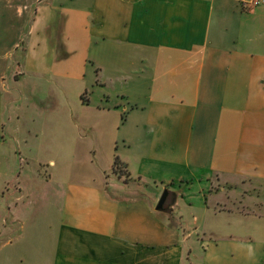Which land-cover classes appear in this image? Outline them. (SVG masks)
<instances>
[{"label":"crops","instance_id":"1","mask_svg":"<svg viewBox=\"0 0 264 264\" xmlns=\"http://www.w3.org/2000/svg\"><path fill=\"white\" fill-rule=\"evenodd\" d=\"M27 83L81 88L96 123L77 130L116 128L108 149L123 176L110 162L81 180L49 177L42 193L14 176L21 153L7 140L34 110ZM213 178L264 195V4L0 0V234L12 235L0 264H264V205L219 208ZM164 189L169 214L155 211Z\"/></svg>","mask_w":264,"mask_h":264},{"label":"rangeland","instance_id":"2","mask_svg":"<svg viewBox=\"0 0 264 264\" xmlns=\"http://www.w3.org/2000/svg\"><path fill=\"white\" fill-rule=\"evenodd\" d=\"M20 55L23 56V54ZM16 62L18 65L21 64L18 55L13 59V64H16ZM14 66L9 70L8 83H10L11 79H15L16 82L19 81L21 68ZM58 85L59 89L55 85L46 88L44 84H22L19 92L23 96V102L28 101V95L30 101L34 104V110L32 112L26 111L24 108L20 110L19 120L13 119L12 121L17 139L15 142L7 140L8 146H18L22 157H18V154H16L15 158L12 155L10 157L13 160L10 165L14 176L20 173L22 169L21 174L30 176L29 180L33 182V188L41 193L42 190L49 188V177L55 181L63 182L69 178L81 180L85 176L93 174L99 166L110 165L114 158L111 156L113 150L111 148V151H109L108 144L109 141L115 143V139L119 138L116 128H111L112 132L108 138L106 136L103 138L97 132L88 133L87 138H83L85 130L80 128L78 131L76 125L86 122L96 123L95 112L85 111L80 104H77L75 99L81 88H78V86L70 87L68 84ZM15 92L17 91L15 90ZM56 93L63 96V100L58 96L54 98L53 94ZM99 95L100 92L96 91L92 98L94 100L98 99ZM72 99L73 101H71ZM66 100L71 106L66 105ZM124 106L127 107L126 105ZM118 110L123 115V106L118 108ZM118 143L120 144V141ZM90 151L97 153L92 157ZM108 154L110 155L109 157ZM20 159L22 160L20 161ZM20 163L22 164L20 165ZM112 172L119 177L123 176L119 163L112 169ZM216 181L217 179L213 178L210 182V192L218 193L216 195V204H218L219 208L223 207L222 209L226 210L236 209L242 212L243 209L248 207L264 205L263 191L256 189L257 183L242 181V184L248 185L246 187L239 185V181L217 185ZM32 182L25 184L24 187L31 189ZM249 187L251 190L248 189L246 191ZM262 189L264 190V188ZM229 192H235V194ZM240 192L247 193L250 198L242 197ZM260 192L262 195L256 196ZM156 194L160 196L161 192L157 191ZM8 237H12V235L0 234V246Z\"/></svg>","mask_w":264,"mask_h":264},{"label":"water","instance_id":"3","mask_svg":"<svg viewBox=\"0 0 264 264\" xmlns=\"http://www.w3.org/2000/svg\"><path fill=\"white\" fill-rule=\"evenodd\" d=\"M175 200V195L168 189H164L159 196L155 206V211L159 213L169 214L172 211V205Z\"/></svg>","mask_w":264,"mask_h":264},{"label":"built area","instance_id":"4","mask_svg":"<svg viewBox=\"0 0 264 264\" xmlns=\"http://www.w3.org/2000/svg\"><path fill=\"white\" fill-rule=\"evenodd\" d=\"M240 10L248 11L264 4V0H236Z\"/></svg>","mask_w":264,"mask_h":264},{"label":"trees","instance_id":"5","mask_svg":"<svg viewBox=\"0 0 264 264\" xmlns=\"http://www.w3.org/2000/svg\"><path fill=\"white\" fill-rule=\"evenodd\" d=\"M118 159L117 158H114V161H113V166H112V169L115 168L116 165H118Z\"/></svg>","mask_w":264,"mask_h":264}]
</instances>
